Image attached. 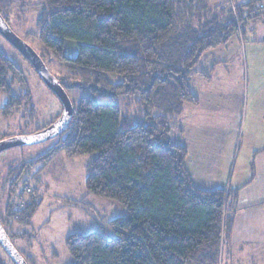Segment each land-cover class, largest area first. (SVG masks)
Listing matches in <instances>:
<instances>
[{
    "label": "trees",
    "instance_id": "1",
    "mask_svg": "<svg viewBox=\"0 0 264 264\" xmlns=\"http://www.w3.org/2000/svg\"><path fill=\"white\" fill-rule=\"evenodd\" d=\"M9 5L0 0L6 21ZM42 5L35 37L68 71L57 78L66 92L82 95L72 102L69 128L37 161L56 152L68 158L94 155L87 192L126 209V215L103 223L105 233L66 238L72 264H219L224 233L234 223L228 209L236 206L242 188L198 187L187 168L188 149L171 122L185 105L198 103L191 81L207 53L262 20L259 0L211 9L205 0H43ZM67 40L76 43L72 57L65 54ZM15 82L25 85L24 74L0 51L6 117L22 105L11 94ZM120 98L138 106L136 120L122 114ZM29 99L27 93L26 103ZM14 186L15 181L11 193ZM11 193L8 222L28 224L36 199L27 202L24 190Z\"/></svg>",
    "mask_w": 264,
    "mask_h": 264
},
{
    "label": "rangeland",
    "instance_id": "2",
    "mask_svg": "<svg viewBox=\"0 0 264 264\" xmlns=\"http://www.w3.org/2000/svg\"><path fill=\"white\" fill-rule=\"evenodd\" d=\"M16 1L9 0L10 14L7 21L11 29L39 55L44 56L47 67L56 78L67 76L65 67L47 53L35 37L43 0H29L24 5L20 3L21 0ZM246 1L205 0V3L210 9L224 4L234 8L236 4ZM259 7L264 10V0H259ZM235 38L238 43L226 47L227 44L220 51L225 56L232 51L237 52L232 66L230 69H219L212 82L220 97L233 102V114H224L221 129L226 133L231 130L238 133L235 156L228 172V185L226 183L222 189L232 188L229 184L237 188L256 176L254 186L248 190L242 189L243 192L247 190L244 192L248 197L246 203L254 205L253 200L264 201V168L256 166L253 171L251 166V161L256 158L253 152L264 147V16L259 22L248 24L244 33L232 40L235 41ZM76 48L75 42L67 40L65 54L74 56ZM0 51L23 72L26 79L25 85L18 82L11 84V94L22 99V105L12 116L3 115L2 108L8 97L0 95V138L30 135L47 127L62 113L60 101L27 60L1 35ZM27 93L30 99L26 103ZM68 93L76 105L82 93L76 90H69ZM116 103L124 116L136 120L139 109L132 99L120 98ZM58 140L57 137L39 145L0 153V219L11 235L14 246L28 264H72L65 244L69 235L92 231L105 233L102 230L104 222L126 215V209L119 203L87 192V167L94 155L68 158L64 153L56 152L48 161H37ZM20 169H24L21 174ZM23 190L27 202L30 197L36 199L37 209L28 224L9 223L6 206L10 193L17 196ZM239 195L236 206L231 203L227 214H233L234 221L236 217L239 218L236 220L237 228L242 220L243 232L234 231L236 235L233 239L232 231L224 233L219 264H264V203L247 208L243 201L239 202ZM21 203L23 205V201ZM18 205L19 201L15 206ZM234 206L235 211L232 212ZM259 209L263 213L258 216ZM250 211L254 213H248ZM0 260L2 264H14L1 248Z\"/></svg>",
    "mask_w": 264,
    "mask_h": 264
},
{
    "label": "crops",
    "instance_id": "3",
    "mask_svg": "<svg viewBox=\"0 0 264 264\" xmlns=\"http://www.w3.org/2000/svg\"><path fill=\"white\" fill-rule=\"evenodd\" d=\"M234 42L238 43L239 41L235 38V41L229 42L226 47ZM221 49L222 47L208 52L204 60L195 69L199 75L193 77L191 88L198 99V103L195 105H185L182 113L171 122L176 127L178 137H180V140L188 149V171L194 183L205 190H213L226 186L228 172L231 170L238 141L237 131L231 130L229 133H226L221 129L224 114H233V102L228 98L220 97L218 89L212 84L213 80L216 79L214 77L219 69H223V67L230 69L232 66L231 62L237 54L236 51H232L230 55L225 56L221 54ZM200 74L207 77L204 78ZM255 155L256 158H253L251 161L253 171L256 170V166L259 169L264 168V147L261 150L254 151L253 156ZM255 177L244 185L237 186V188H246L248 190L249 187L256 184ZM229 185L235 188L232 184ZM242 189L240 190L239 202L243 201L246 207H254L256 206L255 204L264 203L263 200L261 202L256 199L252 201L254 205H248L251 202L246 203L248 202V197L244 195V192L246 193L247 190L243 192ZM248 213L253 214L254 211ZM262 213L260 209L258 214L256 212L258 216ZM238 215H240V212ZM237 219L239 218L236 217L234 221L232 239L236 235H234V231L242 230L243 232L242 220H240L241 224L239 222V228H237Z\"/></svg>",
    "mask_w": 264,
    "mask_h": 264
},
{
    "label": "water",
    "instance_id": "4",
    "mask_svg": "<svg viewBox=\"0 0 264 264\" xmlns=\"http://www.w3.org/2000/svg\"><path fill=\"white\" fill-rule=\"evenodd\" d=\"M0 35L31 65L43 83L56 95L62 105L60 116L36 132L0 140V153L18 147L39 145L62 135L69 128L74 114L72 100L59 80L51 73L41 56L9 26L0 14ZM0 247L14 264H28L16 249L0 221Z\"/></svg>",
    "mask_w": 264,
    "mask_h": 264
}]
</instances>
